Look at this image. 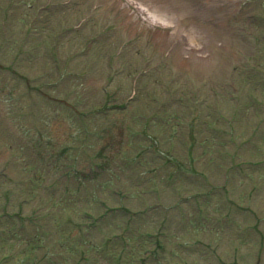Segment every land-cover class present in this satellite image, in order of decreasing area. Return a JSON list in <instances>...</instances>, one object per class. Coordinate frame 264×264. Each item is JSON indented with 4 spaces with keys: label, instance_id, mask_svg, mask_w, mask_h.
Instances as JSON below:
<instances>
[{
    "label": "rangeland",
    "instance_id": "374dc122",
    "mask_svg": "<svg viewBox=\"0 0 264 264\" xmlns=\"http://www.w3.org/2000/svg\"><path fill=\"white\" fill-rule=\"evenodd\" d=\"M0 264H264V0H0Z\"/></svg>",
    "mask_w": 264,
    "mask_h": 264
}]
</instances>
